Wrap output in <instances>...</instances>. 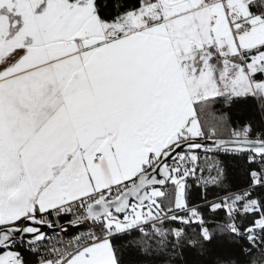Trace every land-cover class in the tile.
I'll use <instances>...</instances> for the list:
<instances>
[{
	"label": "snow or ice",
	"instance_id": "6c2138e0",
	"mask_svg": "<svg viewBox=\"0 0 264 264\" xmlns=\"http://www.w3.org/2000/svg\"><path fill=\"white\" fill-rule=\"evenodd\" d=\"M0 264H264V0H0Z\"/></svg>",
	"mask_w": 264,
	"mask_h": 264
},
{
	"label": "built area",
	"instance_id": "2783aa9c",
	"mask_svg": "<svg viewBox=\"0 0 264 264\" xmlns=\"http://www.w3.org/2000/svg\"><path fill=\"white\" fill-rule=\"evenodd\" d=\"M61 237H62L63 239H65V240H67V239H69V238H70V236H64V234H63V233H61Z\"/></svg>",
	"mask_w": 264,
	"mask_h": 264
},
{
	"label": "trees",
	"instance_id": "16d2710c",
	"mask_svg": "<svg viewBox=\"0 0 264 264\" xmlns=\"http://www.w3.org/2000/svg\"><path fill=\"white\" fill-rule=\"evenodd\" d=\"M209 198L211 199V196Z\"/></svg>",
	"mask_w": 264,
	"mask_h": 264
}]
</instances>
